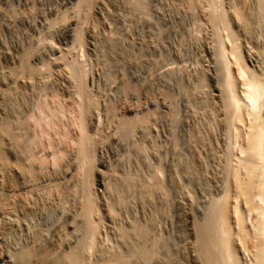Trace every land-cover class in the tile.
<instances>
[{
	"label": "bare ground",
	"instance_id": "obj_1",
	"mask_svg": "<svg viewBox=\"0 0 264 264\" xmlns=\"http://www.w3.org/2000/svg\"><path fill=\"white\" fill-rule=\"evenodd\" d=\"M73 1H70V3ZM77 1V6L74 4H71V6L74 5L80 12L84 10V14L91 13L90 9L93 0ZM204 1L208 9V13L205 10V14H208L209 17V19H206L211 25V35L209 34L211 37V39L209 37V41L211 43L207 45L210 46L208 49L212 59L211 62L208 63L213 65V92H217V95L214 94V96H216V103H218L219 106L218 111H216L217 113H214L216 115L213 116L212 114L213 118H211L214 119L215 117L214 120L220 127L219 133L221 135V140H213L215 143L213 146L216 148L213 152L217 150L215 152L219 153L221 163L220 172L216 171L219 173L217 175H220V177L218 181L214 179L217 181V184L214 183L215 186L217 185L216 191L210 195L211 199H208L210 202L203 219L198 220L197 218H193L189 223L187 249L195 253L197 264H264V43L260 42L264 40L262 39L264 36L261 37V40L259 39L258 42V40H256L258 36L256 35L255 37L254 34L259 32V28L257 29L256 27L258 32H254L256 29L253 28V26H255L254 23L256 21L258 22V20V24L260 23L264 26V0H257L258 8L256 6L257 13L254 12V15L252 14L253 12H250L251 2L247 3L249 4V8L246 6V0H233L232 2H230V0L228 5H226L223 0ZM189 3L191 9L192 7L194 9L198 1L189 0ZM47 5L49 6V4ZM66 6L68 7V5ZM203 6L204 4L200 7L202 8ZM251 6L253 7L254 5L252 4ZM146 7L148 6L144 8ZM71 10L65 9L66 12L69 11L67 13H71ZM18 13L19 12H17V14ZM194 13L195 12H193V14ZM8 16H4L0 11V18L3 20L2 17H4L3 21L0 19V29H8L16 22L15 16ZM72 16L70 18L69 14L64 13L61 17L58 16L60 17L59 20L53 21L52 19V21L48 22H51L53 28L57 25H64L67 31L66 37L68 36V38L72 40L73 32L76 31L72 27L74 25V18ZM24 20L22 18V21ZM208 21L206 22L208 23ZM43 22L45 23L44 20ZM49 26L51 29L50 24ZM41 27L46 26L43 24ZM10 29H8V31ZM253 29L255 30L253 31ZM52 30L53 29H51V32ZM52 33H50V36L54 39L55 36L53 37L52 35L54 34ZM76 33H78V31ZM55 35H58V33ZM61 36L64 37L63 35ZM52 38L50 39L51 41H53ZM82 38L81 32V37L78 35V40L82 42ZM58 40L59 39H57V41ZM41 41H44L43 38ZM48 42L50 43V41H47V43ZM61 42L59 44L55 42V44L58 46L62 44ZM47 43L45 42V44ZM40 45L42 44L40 43ZM52 45L50 49L53 48V56L55 55L53 59L58 68L55 72L51 70L49 66L46 69L39 68L38 66H40L41 63L40 65L37 63L38 66L36 64L33 65L30 62L33 58L31 57L32 52L25 50V48L18 49L14 52L8 50L0 52V264H130L132 263L131 260L137 256L148 262L151 258L155 257L154 242L149 244L151 240L149 238L150 230L148 232L147 226L134 221L131 222L132 220L128 225L124 224L118 227L119 224L115 227L117 228L115 230H117L116 237L119 239V243L122 241L129 245V248L110 250L108 247L109 251L106 249L107 253L105 252L106 254L104 253L100 260L94 259L96 262L90 260L91 251L98 246L97 238L99 237L100 230L104 228L107 223L105 221L107 220L106 215L102 210V208H104L102 207V201L98 200L100 198H96L98 189L95 186L94 174L96 172V167H98L97 165H99V160L102 159L99 158L98 160L97 151L99 149H97V147L98 145L109 146L110 148L107 153L110 156L114 155L113 148H111L113 147L112 145L116 144L117 146H122L123 143L129 140L131 142L133 137H135L134 135L140 134L136 132L138 130V123L145 121L147 118L145 115L142 117H131L130 113L128 115L127 112L120 111L122 108L120 109V107L117 106L118 104H112L106 106L104 110L110 114V117L106 119V125L102 127V122L97 124L95 118L96 113L99 111V103L88 88V78L86 79L87 76L83 69V65L81 61L78 60L79 53L77 59H73L72 57L76 56L77 53L74 52L76 55H72V46L66 48L63 46L52 47ZM73 46L75 47V43ZM38 49L36 51H38ZM54 63L50 64L53 65ZM54 73H56L59 78L61 77L62 81H60L59 85L57 84L58 87L53 89L49 88L48 85L50 81L53 80ZM202 77L204 78V76ZM203 81L205 80L203 79ZM26 84H34V87H36L35 84H40L42 86V88H39L38 92L34 94L33 105H28L27 107H25L21 101L22 96L26 94ZM127 87L129 88V86ZM214 100L215 99H213V101ZM195 104L197 103L195 102ZM192 133L193 132H191V134ZM210 142L212 141L210 140ZM197 143L196 145H200V142ZM74 147L75 153L72 159V156L71 158L69 156ZM212 149L213 148H211V150ZM102 151L103 149L99 151L101 152L100 154L103 153ZM117 151L118 150H116V152ZM195 153H197V150ZM105 156L107 158V155ZM110 164L109 161L100 162V166L105 170L102 171L104 175L105 173L107 174V171H111L112 176L117 174V171L114 170L116 168L113 169ZM180 166L181 165H179V167ZM123 174L121 176H123ZM152 175H154V173ZM142 176L140 177L142 178ZM150 177L151 176H149V178ZM216 177L215 175L214 178ZM150 179L151 182H148ZM150 179H148V183L139 184L140 186H137L136 183L134 185L130 179L124 177L115 179L116 182H113V185L107 182L109 185L105 184L102 197L103 201L105 200L106 203L104 205L103 202V206H105L107 215L110 216L109 219L112 218L111 216L114 218L115 214L118 212V207L127 201L131 193H135V196L139 197V199L142 198L143 202V199H149V197L152 199L155 191L162 188L158 181H154L152 177ZM100 184L102 185L103 183L101 182ZM215 186H212L214 187L213 189H215ZM182 189L184 190V188ZM108 190L111 192L106 193ZM167 192H169V190ZM179 202H181V200ZM56 208L62 210L61 216L59 218L57 217V221L47 229L41 227V224L34 226V229L35 227L37 229H33L31 243L27 246L22 245L21 248L16 249L13 253L10 250V259L13 260H6V254L10 247L8 236H12L15 232L21 230L24 231V226L28 224L29 217L35 220L34 218L43 212L52 213L53 215L56 212ZM28 225L27 227L30 226ZM29 228H33V226ZM29 228L28 230H30ZM45 235L48 236V240H46L45 246L39 247L38 243ZM134 238L137 239V242ZM102 239L103 238H101V240ZM129 243H131V246ZM192 251H190V254ZM95 252H97V250H95ZM102 253L103 252L100 254Z\"/></svg>",
	"mask_w": 264,
	"mask_h": 264
},
{
	"label": "rangeland",
	"instance_id": "obj_2",
	"mask_svg": "<svg viewBox=\"0 0 264 264\" xmlns=\"http://www.w3.org/2000/svg\"><path fill=\"white\" fill-rule=\"evenodd\" d=\"M70 1H73V0H31V1L30 0H0V4H1L0 11L3 13V15L4 16L13 15L16 17L15 18L16 22L13 23L12 27H10L11 29L8 28L10 29L9 31L7 28L0 29V38H1L0 39V52L3 50L14 52L18 49L25 48V50L32 52L31 57L33 58L32 60L30 58L31 60L30 62L33 65L36 64L38 66V64L40 65L41 63V65L38 66L39 68L46 69L49 66L51 70L55 72L57 71L58 68L56 67V64L54 63L53 58H55V55L53 56L54 54V52L52 51L53 48L50 49L51 45L53 44L52 47L53 46H56V47L63 46L66 48L68 46L69 47L72 46V55H76L75 53H77V55L73 56L72 58L77 59V56L79 53L78 60H80L83 65V69L85 70V73L87 76L86 79L88 78L87 79L88 88L90 89L91 93L94 94V97L96 98V100H98V103H99L98 104L99 111L96 113V118H95V121L97 124L99 122L100 123L102 122L101 124L102 127L106 125V119L107 117H110V114L104 110L106 106H109L112 104L114 105L118 104L117 106H119L120 109L122 108L120 111L127 112L128 115L130 113L131 117L133 116L142 117L145 115L147 118L145 119V121L138 123L139 125H137V129L139 131L137 130L136 132H139L140 134L134 135L135 137H133L131 142L129 140L127 141L128 143L127 142L123 143L122 146H117L116 144L112 145L113 147L111 148H113V151L115 153L114 155L110 156L107 153L108 149L110 148L109 146L98 145L97 147V149H99L97 151L98 160L99 158L100 159L102 158V159L99 160V165H97L98 167H96V172L94 174L95 175L94 177L95 186L98 189V192L96 193V198L97 199L100 198L98 200L102 201V207H104L102 208V210L106 215L107 220L105 221L107 222L106 223L107 225L105 224L104 228L100 230L99 237L97 238V241H98L97 245L98 246L100 245L101 247L96 246V249L93 250L94 253L93 251H91L90 260L94 262H96L95 260H100L103 257L104 253L105 252L107 253L106 249H108V247L110 250H115V249L118 250L119 248L120 249L129 248V245L125 244L122 241H120V243L121 244L124 243L125 245L122 244L121 246V244L118 241L119 239L116 237L117 230L115 229L117 228L115 227H117L119 224L120 225L118 227H121L124 224L128 225L129 223L134 221V222L141 223L147 226L148 232L150 230L149 238L151 240L149 241V244H152V242H154L155 257L153 258L155 260L151 258L148 261L149 264H197V258L195 257L196 256L195 253H193V251L190 250L192 251L191 253L192 255H191L189 249H187L188 247V239H187L188 227H189V223L191 222L193 218H197L198 220L203 219L205 211L210 202L208 199H211L210 195H212L216 191L217 185L215 186V184H217V181L220 177V175L219 176L217 175L219 174L217 172H220L219 170H220V163H221L219 153L215 152L217 150L213 152V150L216 149L213 146V144L215 145L214 141L221 140V135L219 133L220 127L216 124L217 122L214 120L215 117L214 119H212L213 116L216 115L214 113H217L216 111H218L219 106H218V103H216L217 102V99L215 98L216 96H214V94L217 95V92H213L214 90L213 89L214 80L212 78L214 74V70L212 68L213 65L211 63H208V62H211V59H212V57H210L211 54L209 53V49H208L211 43L209 41L211 39V37L209 36V34L211 35V29H210L211 25L209 21L206 19V18L209 19L208 14H205L206 12L208 13V9L205 6L206 3L204 0H195V2L198 1L197 6L196 8L193 9L192 7L191 9V5H189L190 4L189 0L188 1L187 0H138V1L137 0H93V4L91 7L92 10L90 9L92 14L91 13L84 14L85 13L84 10H81L80 12V10H78L77 7H75L77 6L76 5L78 2L77 0H76V3H75V0L72 3H70ZM223 1H225L224 3L228 5L233 0L231 1L223 0ZM236 1H240V0H236ZM250 2H251L250 4L251 8L249 7V4H247ZM94 3H97V4H94ZM47 4H49V6ZM71 4H74L75 6L74 5L71 6ZM201 4L202 5L204 4V6L202 7L204 9L200 7L202 6ZM252 4L254 5L253 7L251 6ZM66 5H68L69 8ZM143 5L148 6L146 7L148 9L144 8L145 6ZM63 6L66 10L72 9L71 13H67L69 11L66 12ZM246 6L250 8L251 10L250 12H253L252 13L253 15L255 14L254 12L257 13V8H258L257 0H253V1L246 0ZM17 12L19 13L17 14ZM78 12L81 14H79ZM193 12L195 13L193 14ZM64 13L69 14L70 18L72 15H75V16H72L74 18V20L72 18L74 22V25L72 27L76 31L73 32L72 40L71 38H68V36L66 37L67 31H66V28H64L65 27L64 25L63 26L61 25L63 28L60 25H57L58 27L54 26L53 28L51 22H48V21H52V19L53 21L59 20L61 15ZM57 15L60 17H58ZM77 17L78 18L80 17V18L78 19ZM2 18L4 20V17ZM22 18L23 20L24 19L26 20L22 21ZM43 20L45 21V23L43 22ZM206 21H208L209 24ZM258 22L256 21L254 23L255 26H253V28L255 29L256 27L257 29L259 28V32L257 29H256L257 31L253 29V31L255 30L254 32H258V33H255V34L253 33V34L255 37L256 35L258 36L257 37L258 39L256 38V40H258L259 42V39L261 40V37L264 36V31H263L264 26L260 23L259 25ZM43 24L46 27H41ZM49 24L51 25V29H53L52 32L54 33L51 32ZM78 28L82 32V37H83L82 42L78 40V35L81 37V32ZM47 30L50 32H48ZM77 31L79 34L76 33ZM50 33L54 34L52 35L53 37L55 36L54 39L50 36L51 35ZM57 33L59 37L61 38H59L58 35H55ZM61 35H63L64 37H62ZM42 38L44 41L46 39L45 41L46 43L47 41H50V43L48 42L47 44H45L44 41L43 42L41 41ZM51 38L54 42L50 40ZM57 39H59L58 40L59 42L57 41ZM262 39H264V37ZM70 40L72 41V43ZM263 41L261 40L260 42L264 43ZM35 42H38V43H35ZM55 42L56 44H59L61 42L63 45L61 44L57 46ZM67 42L68 43L70 42V43L68 44ZM40 43L42 45L44 44L45 46L40 45ZM74 43H75L76 49L73 46ZM76 43L77 45L78 44L79 45L77 46ZM37 49L38 51H41V52L36 51ZM34 59H37V60H34ZM98 62L99 63L101 62V63L99 64ZM50 63H54V64L51 65ZM151 72L153 75L151 74ZM199 76L201 77V79ZM202 76H204V78ZM58 78L59 76H57V74L54 73L53 78H52L53 80L50 81L48 87L53 88V89L58 87V85L60 84V81H62L61 77L59 79ZM203 79L205 81H203ZM185 84H187L188 86ZM26 85H27L26 94L23 95L24 97L22 96L21 98V101L25 107H27L28 105L29 106L33 105L34 94L38 92L39 88L40 89L42 88L40 84H39L40 86L38 84H35L37 88L34 87V84H26ZM127 86H129V88ZM206 86L208 87L209 90L207 89ZM160 89H163L164 91ZM204 89H207V90H204ZM206 95H209V96H206ZM213 99H215L214 100L215 102L213 101ZM194 101L197 104H195ZM208 105L212 107H209ZM212 109L215 111H213ZM209 125L213 127H210ZM211 128H214L215 130ZM144 131H145V134H144ZM190 131L193 133L191 134ZM210 140L213 143L210 142ZM197 141L198 143L200 142V145H196ZM100 147L103 149L102 154H100L101 152H99L100 150H102ZM210 147L213 149L211 150ZM116 150L118 151L116 152ZM196 150L198 154L195 153ZM74 153H75V147L72 149V152H70L71 155L69 157L71 158L72 156V159H73ZM199 153L200 154L202 153V154L200 155ZM104 154L107 155V158ZM208 156L210 159L208 158ZM103 157H104V160H103ZM105 160L111 163L110 165H112L113 169L116 168L114 169L117 171L116 175L114 174L112 176L111 174L112 172L111 171L109 172L107 170H106L107 174L105 173L104 175L102 173V171H105V170H103L104 168L100 166V162H103V161L106 162ZM179 165L181 166L179 167ZM153 173L154 175H152ZM122 174L123 176H121ZM215 175L217 176L216 178H214ZM140 176H142V178ZM149 176H151L154 181H158L162 189L156 190L154 195L152 196V199L151 197H149L150 200L143 199L144 202L142 201V198H140L141 199L140 200L139 197H136L135 193H131L132 195L130 194V197H128L127 201L118 207L117 209L118 212L115 214L114 218L113 216H111L112 218L109 219L110 216L107 215L105 211V206H103V202H104V205L106 204L105 200L103 201V197H102L103 192L105 190V184L109 183L113 185L116 182L115 179L124 177V178L130 179L134 183V185L136 183V185L138 186L139 184L141 185L142 183H146L148 179L151 178V177L149 178ZM157 176L159 177V179ZM214 179L217 181H215ZM101 182L104 185L103 184L101 185L100 184ZM148 182H151V179ZM212 186H215V189H213L214 187ZM181 187L184 188V190ZM168 190L169 192H167ZM110 192L111 191L109 190L108 192L106 191V193H110ZM180 200L181 202H179ZM55 211L56 212L53 215L52 213L49 214L48 212H45V213L43 212L39 216H36L34 218L35 220L29 217L28 224L30 226L28 224L27 225L29 227L33 226V228H29L26 225L24 226L25 233L23 230H21L19 232H15L13 234L14 236L13 235L8 236L9 237L8 241H10L9 242L10 247L6 254L7 255L6 260L8 261L13 260V259H10L11 252L13 253L16 249L21 248L22 245L27 246L28 244L31 243V240L33 237L32 233L35 229H37L36 227L34 229V226L41 224V227L43 228L45 227L44 229H47L54 222H56L57 219L61 216L62 210L60 208H56ZM28 228L30 230H28ZM43 238L38 243L39 247L45 246L46 240H48V236L46 235ZM101 238L103 239L101 240ZM134 240H136L137 242L136 238H134ZM100 242L102 245L100 244ZM129 244L131 246V243ZM117 245H118V248H117ZM10 250L11 252H9ZM95 250H97V252H95ZM99 252L100 253L103 252V253L100 254ZM137 257H134L131 260L132 263L130 264H133V263L134 264H148V262L144 261L143 258L138 257V259L140 258L138 260Z\"/></svg>",
	"mask_w": 264,
	"mask_h": 264
}]
</instances>
